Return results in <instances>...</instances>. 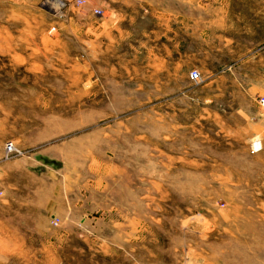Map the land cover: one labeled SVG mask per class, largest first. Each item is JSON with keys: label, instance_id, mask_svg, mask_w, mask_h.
I'll return each instance as SVG.
<instances>
[{"label": "rangeland", "instance_id": "obj_1", "mask_svg": "<svg viewBox=\"0 0 264 264\" xmlns=\"http://www.w3.org/2000/svg\"><path fill=\"white\" fill-rule=\"evenodd\" d=\"M263 95L264 0H0V264H264Z\"/></svg>", "mask_w": 264, "mask_h": 264}, {"label": "crops", "instance_id": "obj_2", "mask_svg": "<svg viewBox=\"0 0 264 264\" xmlns=\"http://www.w3.org/2000/svg\"><path fill=\"white\" fill-rule=\"evenodd\" d=\"M196 29L198 31V50L202 56L208 58L209 53L216 50L217 39L223 40L225 52H231L232 31H211V28H209L207 24L202 23V21L195 25V30ZM193 42L197 43L196 38L193 39ZM207 60H209V58Z\"/></svg>", "mask_w": 264, "mask_h": 264}, {"label": "built area", "instance_id": "obj_3", "mask_svg": "<svg viewBox=\"0 0 264 264\" xmlns=\"http://www.w3.org/2000/svg\"><path fill=\"white\" fill-rule=\"evenodd\" d=\"M93 13H94V15H100L101 14V12L98 10H94ZM189 79L193 83H197L200 80L199 72L196 70L190 71ZM259 104H260L261 108L264 109V95L260 98ZM255 146H257V144ZM5 152H6V154H11L12 152H14V148L10 143H7L5 145Z\"/></svg>", "mask_w": 264, "mask_h": 264}]
</instances>
